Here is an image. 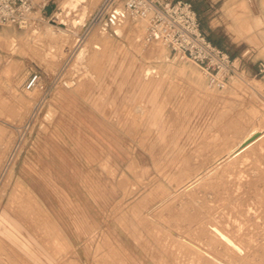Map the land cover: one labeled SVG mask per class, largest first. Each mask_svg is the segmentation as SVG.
<instances>
[{"label": "rangeland", "instance_id": "1", "mask_svg": "<svg viewBox=\"0 0 264 264\" xmlns=\"http://www.w3.org/2000/svg\"><path fill=\"white\" fill-rule=\"evenodd\" d=\"M67 1L36 0V27L0 26V264H189L181 237L206 239L217 222L243 246L239 264H264V135L218 163L264 130V53L235 59L221 90L191 60L144 45L142 28L138 42L111 38L113 57L88 76L78 51L97 61L104 49L90 38L73 51L74 21L101 0Z\"/></svg>", "mask_w": 264, "mask_h": 264}, {"label": "built area", "instance_id": "2", "mask_svg": "<svg viewBox=\"0 0 264 264\" xmlns=\"http://www.w3.org/2000/svg\"><path fill=\"white\" fill-rule=\"evenodd\" d=\"M35 8L36 0H0V26H13L20 30L36 27L41 21ZM109 12H112L110 22L114 24L117 17L125 13L144 21V45L160 43L179 58L191 60L201 68L209 85L214 88H227L235 74V59L208 38L197 11L188 0H101L82 28L86 30L98 23ZM78 37L77 47L82 42L81 34ZM259 71L264 72V64L260 63ZM27 87H41L38 73L30 75Z\"/></svg>", "mask_w": 264, "mask_h": 264}, {"label": "crops", "instance_id": "3", "mask_svg": "<svg viewBox=\"0 0 264 264\" xmlns=\"http://www.w3.org/2000/svg\"><path fill=\"white\" fill-rule=\"evenodd\" d=\"M190 1L195 10L198 13L200 23L202 29L207 34L208 38L215 44L217 47L226 50L234 59H240L243 57L245 52L252 54L257 50L262 51L264 53V26L257 27L260 24H264V16L260 11L256 8V3L261 2V0H188ZM243 2L245 7H249L251 10V15L247 20V25L244 27L240 26L239 22L235 20L234 9ZM100 4V3H99ZM98 4V6H99ZM96 7V9L98 8ZM120 6H122L120 4ZM96 9L89 15L88 19L94 14ZM111 13H106L103 18L96 24L90 26L86 30L81 28L79 31L82 36V42L79 47L85 45L87 41L92 37V46L95 51L103 50V55L99 56L96 54L100 60H94V56L90 51L89 46H85V56L83 65L85 66V71L89 72V68L97 66L103 59L104 55H107V51L111 48V38H116L119 40H123L125 37H131V39L138 42L140 38V29L144 28L145 22L142 20L134 19L128 16L126 13L122 16L123 20H121V15L115 20V24L110 22ZM37 14V13H36ZM38 15V14H37ZM42 15V14H41ZM248 17V16H247ZM121 22L123 24H121ZM119 25V26H117ZM115 26V27H114ZM119 28V29H118ZM243 28V29H242ZM116 29V30H115ZM246 29V30H244ZM118 30V31H117ZM122 33H121V32ZM120 32V33H119ZM119 33V34H118ZM94 34V35H93ZM94 36V37H93ZM78 37V36H77ZM77 37L75 40V44L73 43L72 50L74 51L77 47ZM96 37V38H95ZM103 42L100 43L98 38L104 39ZM158 44V43H155ZM256 44H260L256 46ZM109 48V49H108ZM72 51V52H73ZM170 51V50H169ZM171 53V51H170ZM114 52L110 49L108 54L109 57H113ZM254 55V53L252 54ZM264 55V54H263ZM262 59V58H261ZM263 60V59H262ZM260 61H254V67L259 68ZM146 74L149 75L151 69L148 68L146 70ZM88 76H93L92 73L89 72ZM150 82V81H149ZM148 81L141 83V81L136 80L134 82L135 89L139 90L142 93H146L149 90L150 83ZM139 86L137 87V85Z\"/></svg>", "mask_w": 264, "mask_h": 264}, {"label": "bare ground", "instance_id": "4", "mask_svg": "<svg viewBox=\"0 0 264 264\" xmlns=\"http://www.w3.org/2000/svg\"><path fill=\"white\" fill-rule=\"evenodd\" d=\"M82 2H78L77 0H69L65 3L63 8H68L70 10H76ZM83 13L86 12V9H83ZM119 18V16H118ZM122 18V16H121ZM118 20V19H117ZM123 20V18L121 19ZM84 16L80 17L79 19L75 20L76 23H83ZM119 21V20H118ZM120 22V21H119ZM121 24H123L121 22ZM119 26V25H117ZM115 27V26H114ZM119 29V28H118ZM116 30V29H115ZM118 31V30H117ZM121 32V31H120ZM119 32V33H120ZM62 33H66L65 31H62ZM118 33V34H119ZM122 33V32H121ZM94 35V34H93ZM94 37V36H93ZM92 38V37H91ZM96 38V37H95ZM94 39V38H93ZM99 39V38H98ZM106 39L104 38V41ZM107 42V40H106ZM166 48V46H165ZM161 48H156V54L161 55ZM153 51V50H152ZM151 51V52H152ZM160 51V52H159ZM85 56V49L84 47L80 48V50L77 53V58L80 63L83 62ZM212 87V86H211ZM49 114V113H48ZM47 115V114H46ZM51 116V115H50ZM47 119V118H46ZM261 128V127H260ZM264 128V127H263ZM264 135V130H259L257 128H253L248 132L246 136L240 139V141L237 142L236 146L226 155H224L221 160L219 159L218 163L226 162L227 160H231L234 157H237L243 152L245 149H247L249 146L254 144L257 140H259ZM227 163V162H226ZM224 165V164H223ZM217 166V165H216ZM222 166V165H219ZM218 167V166H217ZM219 168V167H218ZM206 172V171H205ZM208 172V171H207ZM212 172V171H211ZM203 174V173H202ZM201 174V175H202ZM205 174V173H204ZM208 175V174H207ZM194 179V178H193ZM194 181V180H193ZM200 181V180H199ZM196 183V182H195ZM190 184V183H189ZM185 185V184H184ZM192 186V185H191ZM183 187V186H182ZM180 188V187H179ZM189 188V187H188ZM187 190V189H185ZM179 191V190H178ZM176 192V191H175ZM210 223V222H209ZM220 224V223H219ZM213 223L208 225V227L205 228V230L202 231V234L207 237L206 239H201L200 237H194V240H189L188 238L181 237L180 242L184 248L188 250L191 260L189 264H239V262L242 260V257L244 256V248L241 245L240 241H238L230 232L226 231L224 227ZM200 225V224H199ZM177 227H179L177 225ZM159 229V228H158ZM179 228H177L178 230ZM161 230V229H160ZM159 230V231H160ZM176 230V231H177ZM155 231V230H154ZM167 232V231H166ZM173 232V231H172ZM185 232V231H184ZM183 232V233H184ZM188 232V231H187ZM158 233V230H156V234ZM171 233V232H170ZM175 233V232H174ZM177 233V232H176ZM182 233V234H183ZM163 234V232L161 233ZM167 237L168 238V233ZM186 234V233H184ZM189 234V232H188ZM187 234V235H188ZM165 235V234H164ZM163 235V236H164ZM178 235V233H177ZM195 235V234H194ZM198 235V234H197ZM202 235V236H203ZM158 236V235H157ZM160 236V235H159ZM162 236V235H161ZM160 236V237H161ZM171 236V235H170ZM179 236V235H178ZM191 236V234H190ZM172 238V237H171ZM192 238V237H191ZM17 239V238H16ZM174 239V238H172ZM23 240V239H22ZM29 240V239H28ZM163 240V237H162ZM166 240V239H165ZM169 240V239H168ZM167 240V241H168ZM171 240V239H170ZM178 240V239H177ZM27 241V240H26ZM172 241V240H171ZM166 242V241H165ZM177 242V241H176ZM18 243V242H17ZM163 243V242H162ZM170 243V242H169ZM164 244V243H163ZM180 244V243H179ZM178 244V245H179ZM165 245V244H164ZM170 245V244H169ZM174 245V243H171V246ZM177 245V246H178ZM176 246V245H175ZM168 247V244H167ZM145 248V247H144ZM181 249V248H180ZM167 263V262H166ZM165 263V264H166ZM168 264V263H167Z\"/></svg>", "mask_w": 264, "mask_h": 264}, {"label": "water", "instance_id": "5", "mask_svg": "<svg viewBox=\"0 0 264 264\" xmlns=\"http://www.w3.org/2000/svg\"><path fill=\"white\" fill-rule=\"evenodd\" d=\"M86 21L84 23H82L81 25H79V27L85 26Z\"/></svg>", "mask_w": 264, "mask_h": 264}]
</instances>
